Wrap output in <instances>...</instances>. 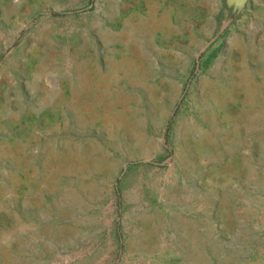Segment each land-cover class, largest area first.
<instances>
[{
    "label": "rangeland",
    "instance_id": "obj_1",
    "mask_svg": "<svg viewBox=\"0 0 264 264\" xmlns=\"http://www.w3.org/2000/svg\"><path fill=\"white\" fill-rule=\"evenodd\" d=\"M0 264H264V0H0Z\"/></svg>",
    "mask_w": 264,
    "mask_h": 264
},
{
    "label": "water",
    "instance_id": "obj_2",
    "mask_svg": "<svg viewBox=\"0 0 264 264\" xmlns=\"http://www.w3.org/2000/svg\"><path fill=\"white\" fill-rule=\"evenodd\" d=\"M232 1H235L237 3L238 7H240L245 2V0H232ZM13 48H14V46L12 45L10 47V50Z\"/></svg>",
    "mask_w": 264,
    "mask_h": 264
}]
</instances>
